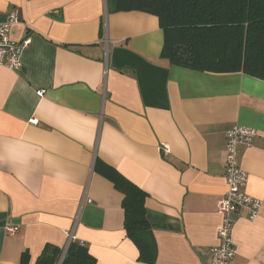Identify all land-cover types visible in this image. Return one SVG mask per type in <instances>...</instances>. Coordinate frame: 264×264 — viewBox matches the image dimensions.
Segmentation results:
<instances>
[{"label": "crops", "instance_id": "obj_1", "mask_svg": "<svg viewBox=\"0 0 264 264\" xmlns=\"http://www.w3.org/2000/svg\"><path fill=\"white\" fill-rule=\"evenodd\" d=\"M13 9L31 44L0 66V264L64 252L71 232L96 264H213L235 126L257 131L238 162L263 208L236 217L232 264H264V81L171 65L159 19L108 0H0V23ZM115 173L147 194L153 252L127 237Z\"/></svg>", "mask_w": 264, "mask_h": 264}, {"label": "trees", "instance_id": "obj_2", "mask_svg": "<svg viewBox=\"0 0 264 264\" xmlns=\"http://www.w3.org/2000/svg\"><path fill=\"white\" fill-rule=\"evenodd\" d=\"M108 3L115 11L137 10L155 15L165 36L162 58L171 65L215 74L243 73L264 81V0H108ZM110 179L124 195L127 237L143 252H153L147 194L118 173ZM63 253L47 247L37 264H60ZM61 264H96V259L83 245L72 242Z\"/></svg>", "mask_w": 264, "mask_h": 264}, {"label": "built area", "instance_id": "obj_3", "mask_svg": "<svg viewBox=\"0 0 264 264\" xmlns=\"http://www.w3.org/2000/svg\"><path fill=\"white\" fill-rule=\"evenodd\" d=\"M20 24L19 12L13 9L9 12L6 20L0 23V66L17 71L22 67L21 56L25 48L31 44L30 39L16 42L12 39L13 28ZM43 97L45 91L37 93ZM31 124H37L33 120ZM226 136V165L225 181L226 193L218 200V213L222 217V224L218 231L219 244L212 249L213 264H232L238 255V247L233 240V230L236 225V217L244 212L249 220H256L262 211L263 201L251 196L246 187L249 180L248 173L239 165L238 147L245 145L252 147L257 137L255 129L235 126L225 133ZM164 155L170 154L167 144L160 146ZM20 231L19 225L7 224L5 232L8 236H16ZM68 245L61 257V262L68 250L69 245L76 241L74 233H67ZM81 245L84 246L82 242Z\"/></svg>", "mask_w": 264, "mask_h": 264}, {"label": "water", "instance_id": "obj_4", "mask_svg": "<svg viewBox=\"0 0 264 264\" xmlns=\"http://www.w3.org/2000/svg\"><path fill=\"white\" fill-rule=\"evenodd\" d=\"M65 256V255H64Z\"/></svg>", "mask_w": 264, "mask_h": 264}]
</instances>
